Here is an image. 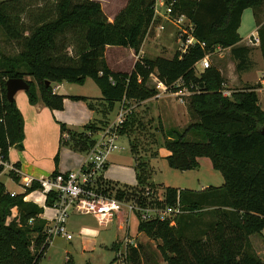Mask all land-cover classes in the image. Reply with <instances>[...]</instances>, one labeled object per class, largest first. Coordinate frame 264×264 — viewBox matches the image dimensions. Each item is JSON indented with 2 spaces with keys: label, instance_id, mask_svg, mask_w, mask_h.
Here are the masks:
<instances>
[{
  "label": "trees",
  "instance_id": "16d2710c",
  "mask_svg": "<svg viewBox=\"0 0 264 264\" xmlns=\"http://www.w3.org/2000/svg\"><path fill=\"white\" fill-rule=\"evenodd\" d=\"M17 1L0 0V30L21 47L14 56L0 47V162L4 164L0 163V173L9 161L10 148H21L24 137L23 117L16 102L7 99L9 79L31 78L26 80L30 104L42 102L52 111H61L65 98L54 93L55 83L83 86L91 79L108 103H142L156 97L158 92L151 84L156 76L173 91H189V111L196 118L183 131H161L163 148L170 153L166 158L169 167L181 172L197 170L199 159L207 158L222 174L224 184L200 192L166 187L164 200L159 202L146 197V188L155 186L148 183L147 165L140 163L136 187L100 180V190L119 201L146 207H180L182 213L174 218L140 220L138 225L139 233L161 242L159 249L166 264H264L250 240L264 233V110L257 94L260 87L250 86L225 96V79L217 67L211 66L201 75L195 68L216 50L230 49L237 73L250 70L252 49L238 45L242 41L239 29L244 12L253 9L255 13L264 6V0H164L173 4L174 16L188 18L197 41L185 54L177 52L172 59L139 56L155 21L157 0H129L113 22L98 1L56 0L53 11L46 10L37 24L28 26L22 22L25 10L16 8ZM258 39L264 61V24ZM107 47L134 50L138 59L133 70L113 71L106 60ZM70 48L74 49L73 56ZM179 81L181 87L173 88ZM130 119L126 118L119 129L120 135L135 125ZM99 131L90 125L76 133L61 124L62 135H70L68 145L80 153L95 145L88 133ZM191 135L194 142L188 141ZM12 178L18 181L15 174ZM39 188L34 183L25 195L13 197L0 181V264H39L48 249L47 223L40 218L44 210L24 201ZM55 201L56 196L49 195L46 206L52 207ZM15 209L18 214L13 217ZM143 259L142 246H128L124 264H143Z\"/></svg>",
  "mask_w": 264,
  "mask_h": 264
},
{
  "label": "rangeland",
  "instance_id": "374dc122",
  "mask_svg": "<svg viewBox=\"0 0 264 264\" xmlns=\"http://www.w3.org/2000/svg\"><path fill=\"white\" fill-rule=\"evenodd\" d=\"M101 1L104 5L102 8L103 12L107 17L112 13L114 8L120 12L125 6H127L129 0ZM15 4L18 10L21 8L25 10V13L22 14L21 19L22 22L28 26L29 24L31 25V23L34 25L36 21L41 18L42 14L44 15L46 10L48 11V9H50L53 11L54 7L56 6V0H18ZM255 13L258 20H264V6L257 9ZM173 17L175 20H177L180 19L182 15H173ZM257 18L254 16L253 9H248L244 12L242 19L243 22L240 28V34L242 37H246L252 31L257 30ZM173 23L168 22L163 18H157V21L151 26L147 35V38L151 39L152 41L148 42L149 47L145 46L143 48V52L147 57H163L166 59H172L175 53L179 52L180 45L178 39L180 35V28L184 27L189 29L190 22L186 17L182 24H179L177 21H173ZM161 26L165 27V30L158 32V29H160ZM28 35L29 33H27L26 36ZM0 47L7 55L11 56L18 55L21 51L19 44L17 42L9 41L1 30ZM69 53L73 56L75 54L74 49L70 48ZM224 53V51H215V53L210 55L209 63L210 67L215 66L219 69V71L222 70L220 71L222 72V76L224 79H227L225 96L228 95L230 97L233 92L245 90L248 87H245L246 85L243 84L242 75L237 73L236 66L235 68L233 66L231 67L233 64L231 57L229 55H225ZM107 56L110 66L114 71H131V65L134 61V56L132 52H129V49L122 47H112V49L108 51ZM252 59L255 65L254 71L257 72V74L254 75L257 77L255 78V76L252 75V79L248 81L247 85H249V87H257V85H261V83L264 85V66H262L264 61L261 60L259 53H254ZM224 64L225 67L221 68L224 66ZM201 73H203L201 70L197 71L198 75H201ZM232 74H238L237 76H239V79H235V82L230 84L231 81L229 79ZM25 80L30 81L32 79L26 77ZM154 83L155 79L152 77V86H155ZM72 87L74 89V94H94L95 89H99L97 88L96 83L91 79L87 82L84 88H80L77 85H73ZM262 89H257V94H259L258 97L260 106L264 110V89ZM188 97L182 98L183 101L175 97L168 98V100L175 99L177 102H179L180 114L178 115V118L171 116L172 113L168 111L163 104L159 105L153 103L137 105V103L131 102L124 105L125 110L127 111V118L129 117L131 118L130 121L133 120L136 122L135 125H133V132L127 137L130 140V144L142 149L141 152L138 150L139 155H142L141 159L146 157L145 159L148 160L149 157H151V153H153L155 150L156 152L153 153L152 158L154 159L155 157V159L160 160V150L163 149L164 144V136L161 132L162 130L166 131L172 127H177L176 129L183 131L191 123L196 121V118L189 111ZM97 101L98 100H94L93 102ZM139 120L141 121L140 123L138 122ZM195 140L196 139L193 135L188 137V141L194 142ZM116 144L119 150L117 149L111 154L107 163L108 165L109 162H111V164L108 165V170H111L112 166H114L112 173L117 174L118 178H120L123 183L133 184V171L135 172L136 163L133 159V156H131L129 152L130 147L127 144V140L123 139L118 140ZM150 160L144 164L147 165L146 171L148 172V175L152 176V172L154 173L155 169L153 168V163ZM206 161L210 160L207 158L201 160L200 167L197 170L181 172L171 169L165 157L161 159L159 161V170L152 176V180L154 183L162 186H155V188H153V190L156 191L152 198H154L155 201H159L158 198L161 199L163 197L164 194L162 192L166 187L200 191L203 186H223L224 178L222 174L219 171L214 170L212 166L208 164L209 162ZM115 167H117V169ZM118 167L124 168V170H120ZM140 168L143 170V167ZM106 170L103 172L106 173L108 171ZM2 180L7 185L9 190L22 189L13 182L9 176L8 169L6 173L2 175ZM155 201H153V203ZM121 202L130 204V202L126 201ZM146 208L157 211H164L166 209L165 206L158 207L157 205L148 206ZM137 216L140 219L139 214H131L129 222L124 223V226L121 229V224L117 219H115L109 226L103 228L92 216L78 215L75 218L71 216L68 220L67 228L70 235L72 236V240L67 241L65 238L56 237L48 251H46L45 255L42 257L39 264H67L68 259H72L74 264H123L124 259L118 256L119 253H116V250H112L113 245L117 241H121L117 244V249H119V251L121 250V253L125 251L127 245L142 246V253L144 257L143 264H166L159 249L161 245L160 241L151 239L144 234L138 237L140 233L138 231L139 221ZM121 219H123V217H121ZM257 238L264 240V237L262 236ZM124 239H129L134 242V244H131L129 241H126L125 243ZM253 240L255 241L256 237Z\"/></svg>",
  "mask_w": 264,
  "mask_h": 264
},
{
  "label": "crops",
  "instance_id": "0c3cea01",
  "mask_svg": "<svg viewBox=\"0 0 264 264\" xmlns=\"http://www.w3.org/2000/svg\"><path fill=\"white\" fill-rule=\"evenodd\" d=\"M96 1L101 3L102 8L104 7L101 0H96ZM113 7H114V5H113ZM118 13H119V10H116L114 8L112 10V13L109 16H107L108 20L110 22H113ZM254 16L257 18L256 13H254ZM159 18H163V17H159ZM163 19H165V18H163ZM242 19H243V17H242ZM242 22H243V20H242ZM263 24H264V20L260 21L257 18V25H258L257 30L252 31L246 37L241 36L240 29H239V34L242 38V41L238 45L244 46V47H249L252 49V53L250 56V59H251L250 70L240 73L242 75V82H243V84L246 85L245 87H249V85H247V83L249 80L252 79V75L255 76L254 74H257V72L254 71L255 65H254V62L252 59L253 54L259 53L261 56V60H263L262 59V53L259 49V45H253V38H254V36L258 37V30L261 27V25H263ZM241 25H242V23H241ZM159 31H161V30L158 29V32ZM147 37H146L144 44L142 46V49H141V52L139 55L140 57L146 56V54L143 52V48L145 46L149 47L148 42L152 41L151 39H148ZM150 47H152V46H150ZM111 49H112V47H107L106 48V54H105L106 60H107V63L109 66H110V63H109V59H108L107 55H108V51ZM218 51H224L225 55H229L231 57L232 63H233L231 65V67L233 66L235 68L236 62L233 60V58L231 56V50L230 49H218V50H216V52H218ZM129 52H132V54L134 56V61L132 62V65H131V71H132L134 64L137 61L138 57L135 55L134 50L129 49ZM209 57H210V55H209ZM262 66H264V63ZM224 67H225V64L221 68H224ZM110 68L112 69L111 66H110ZM220 71H222V70H220ZM117 72H121V71H117ZM130 72H124V73H130ZM230 73H231V71H230ZM237 75L232 74V76L229 79L231 81L230 84H233L235 82V79L236 80L239 79V76H237ZM256 77L257 76H255V78ZM263 78H264V76H263ZM89 80L90 79H88L83 86L77 85V84H69L67 82L53 84L54 93H56L60 96H63L65 98L64 108L61 111H52L49 108L45 107L42 102H38L36 105H31L26 92H19L16 95V97H15L16 106H17L18 110L20 111V113L23 117V120H24V137H23V140L21 142V148L18 146H14V147L10 148V150H9V161H8V163L5 164L4 171L2 173H0V181L6 186L7 192L11 193V195L12 194H16V195H23L24 194L25 195V190L22 188V186H23L24 180L27 178L31 177L35 180H39L43 177H47V176L52 175L54 173H68L71 171H77V170L81 169V167L84 166V164L86 163L87 159L91 156L93 151L97 148L98 143L102 139L104 131L110 129L117 122V119H118L120 113L123 110H125L124 105L127 102L111 104V103L104 101L102 98V92H101L100 88L97 86V84H96V86L99 89H95L94 94H91V93L74 94L73 93V91H74V89L72 87L73 85H77L80 88H84ZM226 84H227V79L225 78V87H226ZM263 86L264 85H262V83H261V85H259V87H260L259 89H262V88L264 89ZM56 87L58 88L57 90H55ZM81 90H84V89H81ZM224 93H226V90ZM72 97L83 98L85 100L76 101V100H72ZM168 98H170V97L166 96L163 99L162 98L159 99L160 101L158 99L153 98V99H150V100L142 102V103H137V105H145V104H153V103L159 104V105L163 104L165 106V108L172 113L171 116L178 118V115L180 114L179 113L180 104L175 99L174 100L173 99L168 100ZM94 100H98V101L93 102ZM138 122L140 123L141 121L139 120ZM61 124L66 125L70 131L76 132V133H82L83 130L85 129V127H87V126H90V125L97 126L100 129V131L98 133H96L95 135L88 133V136L92 137V139L95 141L94 147H92L88 152L80 153V152L74 151L71 148V146L68 145L71 142L69 133H64L63 135L61 133ZM174 128L176 129L177 127H174ZM132 132H133V128L127 130L126 134L119 135L118 140H122V139L127 140V144L130 147L129 152H130L131 156H133V159L136 163L135 172L133 171L134 183L133 184L123 183L122 180H120V178H118L117 174L112 173L114 166H112L111 170H108V165H110L111 162H109V164L106 165L105 170L107 169L108 171L106 170L107 171L106 173H104V172L101 173L100 177L98 178V182L100 180H103V181H107V182L117 183L121 186L136 187L138 185V179L137 178H138V167H139L140 163H146V162H148V160L151 159L150 161L153 163L152 165H153V168L155 169L154 173L152 172V174L154 175L159 170V166H160L159 161L161 159H163L164 157L167 158V156L170 155V153L165 148H163L162 150H160V157H161L160 160L155 159V157H154L155 155L153 156L154 159L152 158L153 153L156 152L155 150L153 153H151V155H150L151 157H149L148 160L145 159L146 157L145 158L143 157V159H141L142 155H139L138 150H139V152H141L142 149L137 148L136 146L130 144V140L127 137ZM118 150H119V148H118ZM201 160H204V158L199 159V163ZM206 162H209L208 164H210L213 168L211 161H206ZM15 165H18V166H15ZM157 166H158V168H157ZM115 168L117 169V167H115ZM7 169L9 170V176L11 177L13 182L15 184H17L22 189H20V190H9L8 189L7 185L2 180V175H4L6 173ZM118 169L124 170V168H121V167H118ZM12 174H15L17 176L18 181L14 180L12 178ZM149 174H150V172H149ZM152 176L148 175V177H149L148 183L150 185H154L157 187L162 186V185H158V184L154 183L152 180L153 179ZM110 177H113V178H110ZM98 182H97V184H99ZM98 187H99V185H98ZM207 188H209V187L203 186L200 191H204ZM178 189H180V188H178ZM180 190H185V189H180ZM155 191L156 190L150 189L149 187L146 188V197L152 198L155 194ZM164 191H165V188H164ZM164 191L162 193L165 195ZM194 191H196V190H194ZM197 191L200 192L199 190H197ZM164 195L162 197L163 199L158 198V200L163 201ZM24 201L27 203L35 204L44 210V213L40 216V218L44 219L47 223V226L45 229V232H46L47 228L52 225V222L50 220L55 217V211L52 208L54 204L52 205V207H47L46 206V199L43 195H41V193L39 191H34L30 194H27L24 197ZM130 204L136 205L142 209H148L145 206L140 205L138 203L136 204V203L130 202ZM17 214H18L17 209H15L13 211V217H16ZM78 215H82V214H79L77 212H73L70 215V217L73 216V218H75ZM87 216H89V215H87ZM130 216H131V214H128V213L121 214L118 217H115L111 223H113V221L115 219H117L119 221V223L121 224L120 225V229H121V228H123L124 223L129 222ZM121 217H123V219H121ZM137 218H138V216H137ZM140 220L141 219L138 218V221H140ZM111 223H109L106 226H101V225L100 226L105 228V227L109 226ZM138 225H139V223H138ZM67 230H68V228H67ZM68 233H69V231H68ZM141 235H142V233H140L138 237H140ZM60 237H62V236H60ZM255 237H256V240L254 241L253 239ZM257 237H259V236H251L250 240H251V243H252V246H253L255 252L264 261V240H260ZM262 237H264V233H263ZM55 238H52V240L50 242H47V239H46V241H45L46 245H49V247H50ZM62 238L66 239V237H62ZM67 241H70V240H67ZM126 241H129L131 244H134V242H132L129 239H124L125 243H126ZM120 242L117 241L113 245L112 250H114V247H117V244ZM128 246H130V245H127L126 248H128ZM132 246L138 247L139 245H132ZM49 247H48V249H49ZM48 249L46 251H48ZM117 251H119V249L116 250L115 252L116 253L121 252V250L119 252H117ZM68 262L73 263L72 259H68L67 263ZM123 264H124V261H123Z\"/></svg>",
  "mask_w": 264,
  "mask_h": 264
},
{
  "label": "built area",
  "instance_id": "2783aa9c",
  "mask_svg": "<svg viewBox=\"0 0 264 264\" xmlns=\"http://www.w3.org/2000/svg\"><path fill=\"white\" fill-rule=\"evenodd\" d=\"M158 17H163L166 21L171 23L177 21L179 24H182L186 18L182 15L183 18L181 17L175 20L173 17V4L167 5L164 0H157L156 2L154 23ZM160 30H165V27L161 26ZM179 34V52L185 54L190 47L197 43L193 36L191 24L189 29L181 27ZM259 44L260 41L258 37L254 36L253 45ZM202 46H204V44H202ZM195 68L196 72L198 70L204 72L209 69V55L199 61ZM153 79H155L154 87L158 92L155 99L169 96L179 98L183 101L182 98L190 96L187 89L181 88L177 91H173L159 81L156 76H153ZM180 87L181 81L173 85L175 89ZM57 89L56 87L55 90ZM126 118L127 111L123 110L117 122L110 129L104 131L97 148L93 151L81 169L68 173L52 174L39 180H35L31 177L24 180L22 188L25 190V193L34 183H38L40 188L37 191L45 197L46 201L49 195L54 194L56 196V201L52 207L55 211V217L50 220L52 225L49 226L45 232L47 242H50L52 238L60 236L66 237L67 240H72V236L67 230V222L73 212L92 216L101 226L108 225L115 217L125 213H137L141 221L144 222L154 219L167 220L182 213L179 206L166 207L164 211L142 209L136 205L126 204L115 198H111L99 189L97 184L98 178L105 170L111 154L118 149L116 142L119 138V129L125 123ZM0 163L4 165L2 162ZM12 196L14 197L16 194H12ZM32 222L33 221H31V223ZM119 254L118 256L120 258L126 259L127 248L123 253L120 252Z\"/></svg>",
  "mask_w": 264,
  "mask_h": 264
},
{
  "label": "water",
  "instance_id": "95a60500",
  "mask_svg": "<svg viewBox=\"0 0 264 264\" xmlns=\"http://www.w3.org/2000/svg\"><path fill=\"white\" fill-rule=\"evenodd\" d=\"M50 85V82H47ZM7 99L9 102H14L15 97L19 92H27L30 89V85L24 79H9L6 83ZM261 134L264 135V128L261 130Z\"/></svg>",
  "mask_w": 264,
  "mask_h": 264
}]
</instances>
